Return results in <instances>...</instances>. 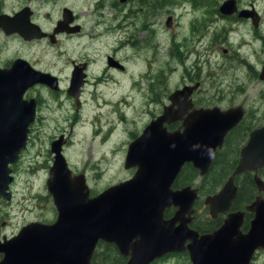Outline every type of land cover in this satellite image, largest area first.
Masks as SVG:
<instances>
[{
    "label": "rangeland",
    "instance_id": "1",
    "mask_svg": "<svg viewBox=\"0 0 264 264\" xmlns=\"http://www.w3.org/2000/svg\"><path fill=\"white\" fill-rule=\"evenodd\" d=\"M3 1L17 9L28 3L27 0ZM257 3L264 10V0ZM31 5L46 23L61 18L63 7L68 6L81 15L86 31L97 25L98 36L84 38L80 48L76 41L66 37L53 47L45 41L29 45L5 37L2 60L26 55L45 68L69 74L70 55H90L96 59L91 72L106 80L98 88L86 87L79 110L76 100L65 96L49 100L50 108L44 104L45 117L34 126L27 149L12 166L14 197L10 202L0 200L2 235L11 237L32 221L56 220L57 209L47 188L55 140H65L63 152L70 167L77 174H86L95 193L133 177L136 169H126L124 165L128 144L151 115L161 111V100L185 81L201 80V97L221 99L224 104L243 102L251 110L249 120L264 124V81L259 78L264 47L250 24L211 23L205 16L206 8L194 7L192 0H178L157 13L161 5L156 4L155 8L152 3L155 14L149 11V4L144 5L140 0H128L125 5L120 0H34ZM170 16L171 27L166 24ZM119 22L124 23L120 29L116 27ZM230 29L238 30L223 40ZM214 36L219 37L214 39ZM217 40L220 42L215 44ZM244 41L246 44L239 46ZM226 49L230 50L228 55ZM114 53L127 66L126 71L108 70L106 57ZM244 59L257 71L250 70ZM116 76L120 81H116ZM63 98L67 107L61 103ZM235 140L236 145L243 143L240 132ZM225 169L218 163L214 170L218 175L225 172L228 176L230 170ZM215 180L218 178L210 176L209 181ZM200 213L206 215L202 214L203 210ZM3 223L6 224L2 226ZM253 262L264 264V255ZM159 264L191 262L185 256H175Z\"/></svg>",
    "mask_w": 264,
    "mask_h": 264
},
{
    "label": "water",
    "instance_id": "2",
    "mask_svg": "<svg viewBox=\"0 0 264 264\" xmlns=\"http://www.w3.org/2000/svg\"><path fill=\"white\" fill-rule=\"evenodd\" d=\"M28 10L0 19V23L11 24L10 29L5 27L6 33L17 32L27 40L48 36L30 17L24 22ZM67 13L71 10L65 9V16ZM261 78L264 79V69ZM82 80L79 74L76 96ZM54 81L55 76L34 68L25 58H17L10 68L0 67V196L6 200L13 197L10 188L15 177L11 165L27 147L30 125L37 116L36 99H26L25 94L39 83L54 88ZM197 86L174 91L170 96L173 104L130 143L125 167L137 166L135 176L97 196H91L85 176L70 168L63 153L64 140H56L47 187L58 211L57 218L53 223H27L10 238L0 233V264H92L100 241L115 244L122 255L129 256L126 264H151L170 253L185 251L191 264H252L255 253L264 248L262 197L248 206L255 215L246 232L242 229L244 212L238 211L230 213L212 233L200 234L189 225L197 191L191 186L171 188L188 162L202 174L208 172L225 135L244 112L241 107L198 110L185 131H167L165 122L181 118L173 109L174 104L182 96L189 97ZM181 106L180 110L185 111L190 107L189 101ZM241 156L239 166L222 190L206 199L213 216L231 209L238 193L236 174L264 167V128L251 134ZM255 179L262 191V178L256 174ZM172 205L178 210L172 218L165 219L164 212Z\"/></svg>",
    "mask_w": 264,
    "mask_h": 264
},
{
    "label": "flooded vegetation",
    "instance_id": "3",
    "mask_svg": "<svg viewBox=\"0 0 264 264\" xmlns=\"http://www.w3.org/2000/svg\"><path fill=\"white\" fill-rule=\"evenodd\" d=\"M32 1H34V0H27L28 3L23 4L20 8L17 9V8H14L13 6L5 3V1L0 0V19L1 18L6 19L5 16L14 17L17 13L28 8L29 10H28V12H26L28 16L24 17V22L27 20L28 17H30V20L32 23L39 25L44 32L48 33V36H46L44 38H34L32 40H27V39H25L24 36L20 35L17 32L7 34L5 27L10 29L11 24L0 23V67L10 68L14 60H16L17 58H25V59L30 61V63L32 64V66L34 68L41 70L43 72L51 73L53 76L56 77V81H54V88L49 87V85L39 83V84H36L35 86L31 87L30 89H28L26 94H25L26 99H29L32 97L35 98L36 99V106H37V116H36L34 123L30 127V133H29V139H28L27 147L31 141V133L34 129V126L45 117V111L43 109L45 103L47 104V108H50L49 100L55 99L57 97L65 96V98H68L70 100L75 99L76 104H77V108L79 110L83 106V102L81 101V98L85 93L86 87L88 85H93L95 88H98L99 85L104 83L106 80L102 75H100V74L95 75L91 72V68L94 66L96 59L90 55H87V57H80V56L74 57V56L70 55V58L68 60L69 64H70L69 74L65 73V72L61 73V72L57 71L56 69L51 70L49 68H45L41 64V62H39V61L36 62V59L30 60L26 55H21V56L16 57V58H7L4 61L2 60V51L4 48V43L6 42L3 40V38H5V37H7V39H19L22 43L29 44V45L34 44L36 42L45 41L47 44H50V46H52V47L58 46L60 44V42L63 41V37H66V38H68L69 41H76L75 44L77 45V48H80L81 42L84 38L88 37L89 35H91L92 38L98 36V33L96 31L97 25H95L93 27V29H91L90 31H86L85 25L82 23L81 15L76 14V11L73 10L72 8L68 7V6L63 7L61 18H58L55 22H52V23L44 22L41 19L37 8H34L31 5ZM55 1H60V0H55ZM120 1L123 3V5H125L128 0H120ZM140 1L144 5L149 4L150 8H151V9H149V11H151L152 13L155 14V11L152 7V3L154 4L155 0H140ZM177 1L178 0H161V7L157 8L156 13L158 10L163 9L167 6L173 5ZM192 2H193L194 7L204 6L206 8L205 16L207 17L208 21L211 23L217 24L219 22H227V23H230L231 26H233V25H239L240 26L243 23L250 24L251 27L256 32H258V37L261 40L262 45L264 47V10H262L261 8L258 7L257 0H192ZM115 6H116V8L118 7L117 4ZM65 9H70L71 13H67L65 16ZM151 16L152 15H149V18H151ZM126 18L128 19L129 17L126 16ZM172 23H173V17L170 16L168 18L166 24H167V26L171 27ZM123 26H124V23H122V22H119L116 25V27L119 29L122 28ZM234 30H238V29L227 30L226 35L222 39L223 40L229 39L230 33L233 32ZM218 37L219 36H216V37L214 36V39H217ZM220 40H221V37H220ZM219 42L220 41L217 40V41H215V44L219 43ZM72 44H74V43H72ZM134 44H136V43H134ZM244 44H246V41L239 43V46L244 45ZM72 49L75 50L76 47L73 46ZM224 52H225V54L228 55L230 53V50L226 49V50H224ZM238 52H239V50H238ZM116 53L110 54L106 57V61L108 63V70L110 69V70H114V71H121V73H122V72L127 70V66L125 64H122V62L116 57ZM243 63L250 70L257 71V69L254 67V65L251 62H249L247 59H244ZM261 68H262V70H261V72H262L264 69V62L262 64ZM261 72L259 74L260 79H261ZM79 74L82 75L83 80L79 84L80 91H79L78 95L76 96L74 94V88L78 84L77 83V77ZM261 80L264 81V79H261ZM116 81H120L117 76H116ZM194 85H198V86H197V88H194L192 90L189 97L182 96L180 99H178L179 102L177 104H174L175 106L173 109L176 110L179 114H181V118L179 120L171 122V123L165 122L164 127L166 128L167 131L173 132V131L179 130V131H181V133L183 131H185L186 130V124L192 119V114L198 110L218 109L219 108V109L225 111V110H229L231 108L241 107V108H243L244 112H243L242 117L239 119V121L231 129H229V131L225 135L224 142H223L222 146L217 149L216 157H215L213 163L211 164L208 172L206 174H202L201 170L196 168L192 162H188L182 167L178 176L174 180L171 188L173 190H180L184 187L191 186L193 189H195L197 191L196 192L197 198H196V201L194 204V212L192 214V221L189 225L191 228L197 230L200 234L212 233L213 231H215L216 229L220 228L223 225V223L225 222V219L228 217V215L230 213L238 212V211L244 212V222L242 225V229H243V231L246 232L249 229L250 223H251V221L255 215L254 211L248 210V206L251 205L258 197H262L264 199V189L262 191H260V188L256 182V179H255V175L257 174L259 177L262 178V180L264 182V167H260L257 171L247 169V170H244V171L235 175L234 181H235V185L237 186L238 193H237V197L235 198L230 210L226 211L225 213L219 212L216 216H213V214L211 212L210 205L206 203V199L209 196H213L222 190V188L227 183L229 178L235 172L236 168L239 166L240 161H241V157H242L241 156L242 149L249 142L251 134L256 130L264 128V124H261V122H259V121L254 122V121L249 120L251 110L248 107H246V105L243 102L234 103V101H231L228 104H224L223 100H221V99L210 100V99H207L206 97H201V96H203L202 92H201L202 91V85H203L202 81L198 80V79L185 81L182 83V85L177 87L175 90H173L172 92H169L161 100V104H162L161 105V111L159 113H153L151 115L150 120L143 127L142 131L134 133V139L132 141H134L137 137H139L148 125H150L153 121L158 120L159 117L164 113L166 107H169L173 104V101L171 100L170 96L174 91H176L177 89H182L185 86L192 87ZM55 86H56V88H55ZM47 95H49L47 98L48 100L45 98ZM65 98H63L61 100V103L65 107H67L68 104H67V100ZM187 101H189L190 107L185 109V111H181L180 110V109H182L181 103H185ZM238 132H240L241 138L244 139V141L241 145L235 144V141H236L235 136ZM54 142H52V146H53ZM64 143H65V140H64ZM130 143L128 144V148H129ZM27 147L24 150H26ZM227 147H229L230 149ZM63 148H64V146H63ZM128 148H127V152H128ZM24 150H23V152H24ZM127 152H126V157H127ZM22 153H21V155H22ZM21 155H20V158H21ZM126 157H125L124 165L126 163ZM20 158H19V160H20ZM18 161L16 163H18ZM16 163L12 164L11 167L13 165H15ZM218 163H219V166H221V168L231 167L229 175L226 176L224 174L223 176H221V178L223 180L221 185H215V183H214L212 186L209 187L210 182H211V181H209V178H210L209 175L211 173V170H213V168L215 169L216 168L215 166H217ZM68 164H69V161H68ZM189 165H191L193 168L192 169L186 168ZM126 169H136L135 170V174H136L138 167L135 166V167L126 168ZM72 171H73V169H72ZM74 173L77 174L78 172H74ZM79 174H83L85 176L86 183L89 186L86 174H84V173H79ZM135 174L133 176H135ZM183 174L187 175L186 177L189 179V181L183 180L184 179V178H182ZM13 176H14V174H13ZM131 178H129V179H131ZM247 178L251 179L253 181V185H254V193L250 196H247L248 193L243 194V191L245 189H247V186L245 185L247 182ZM126 180H128V179H126ZM126 180H124V181H126ZM14 181H15V179H14ZM121 182H123V181H121ZM121 182H119V183H121ZM119 183H116V184H119ZM116 184H113V185H116ZM113 185H110L109 187H111ZM109 187L105 188L102 192H104ZM89 189H90L91 196H93V197L102 193V192L95 193V191L92 190L90 188V186H89ZM13 197H14V194H13ZM13 197H12V199H13ZM241 198H243V200L249 201V202L240 201ZM3 199L6 200L5 198H3ZM12 199L6 200V201L10 202V201H12ZM237 202H238L239 207L236 206ZM241 202H243V203H241ZM177 210H178V207H176L174 205L167 207L165 212H164V218L165 219L172 218L175 215V212ZM202 210H203L202 214H206V215H201L200 211L202 212ZM207 213H209V215H207ZM57 215H58V211H57ZM40 222H42V221H40ZM44 223H46V222H44ZM51 223H53V222H51ZM5 224L6 223H3L2 226H4ZM2 236H7V235H2ZM8 238H10V237H8ZM102 242H105V241H102ZM102 242L101 241L99 242L96 251L98 250V248H100V245ZM109 244H113V243H109ZM114 246L116 247L115 244H114ZM117 250H118V248H117ZM96 251H95V253H96ZM118 252H119V250H118ZM261 255H264V248L259 249L255 253L253 260L256 257L261 256ZM122 256H124V255H122ZM175 256H178V257L179 256H185L190 260L188 251H185L182 253H170L168 255H165L162 258L154 260L151 264H159V263L164 262L165 260L169 259V257H175ZM124 257L126 258V260H125V264H126L130 257L129 256H124ZM93 258H94V256H93ZM92 263H93V259H92Z\"/></svg>",
    "mask_w": 264,
    "mask_h": 264
},
{
    "label": "trees",
    "instance_id": "4",
    "mask_svg": "<svg viewBox=\"0 0 264 264\" xmlns=\"http://www.w3.org/2000/svg\"><path fill=\"white\" fill-rule=\"evenodd\" d=\"M154 3H155V8H156L158 6L156 4L161 5V0H155ZM215 167H217V166H215ZM186 168H191L192 169L193 167L191 165H189ZM230 168L231 167H228V168L226 167L225 170H230ZM224 173L223 172H219V175H218L217 172L213 168V170H211V173H210L209 176H215V177L218 178V180L217 181L215 180L216 182L215 181H211L209 187L212 186L214 182H215V185H221V183L223 181L221 176H223ZM186 176H187L186 174H183V176H182V178H184L183 180L189 181V179ZM245 185L247 186V189H245L243 191V194L248 193L247 196L252 195L254 193L253 181L251 179L247 178V182H246ZM1 199L2 198L0 197V200ZM240 201H245V200H243V198H241ZM3 202H5V201H3ZM245 202H249V201H245ZM241 203H243V202H241ZM236 206L239 207L238 206V202H237ZM0 228H1V225H0ZM100 248H101V250L100 251L97 250L95 255H94L93 264H125L126 258L124 256H122L118 252V250L114 246V244H109V243H106V242H102L101 245H100ZM103 248H106V249L104 251H102ZM103 254H106V258L104 260H103Z\"/></svg>",
    "mask_w": 264,
    "mask_h": 264
}]
</instances>
